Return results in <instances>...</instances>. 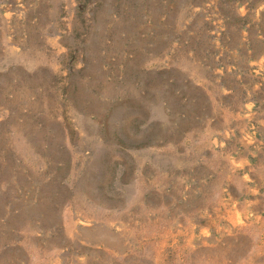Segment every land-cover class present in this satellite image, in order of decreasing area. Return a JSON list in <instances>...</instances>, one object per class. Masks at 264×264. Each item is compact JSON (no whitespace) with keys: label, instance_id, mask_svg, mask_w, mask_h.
<instances>
[{"label":"rangeland","instance_id":"obj_1","mask_svg":"<svg viewBox=\"0 0 264 264\" xmlns=\"http://www.w3.org/2000/svg\"><path fill=\"white\" fill-rule=\"evenodd\" d=\"M0 264H264V0H0Z\"/></svg>","mask_w":264,"mask_h":264}]
</instances>
